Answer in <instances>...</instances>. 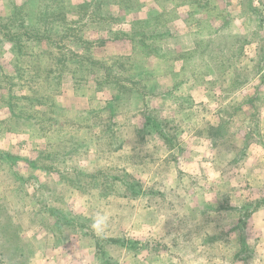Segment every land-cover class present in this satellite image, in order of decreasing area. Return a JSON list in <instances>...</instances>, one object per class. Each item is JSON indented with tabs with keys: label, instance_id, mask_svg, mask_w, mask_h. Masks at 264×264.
<instances>
[{
	"label": "rangeland",
	"instance_id": "obj_1",
	"mask_svg": "<svg viewBox=\"0 0 264 264\" xmlns=\"http://www.w3.org/2000/svg\"><path fill=\"white\" fill-rule=\"evenodd\" d=\"M263 200L264 0H0V264H264Z\"/></svg>",
	"mask_w": 264,
	"mask_h": 264
},
{
	"label": "clouds",
	"instance_id": "obj_2",
	"mask_svg": "<svg viewBox=\"0 0 264 264\" xmlns=\"http://www.w3.org/2000/svg\"><path fill=\"white\" fill-rule=\"evenodd\" d=\"M178 255L181 257V264H217L215 259L210 258L207 251L196 249L194 245L182 247L178 250Z\"/></svg>",
	"mask_w": 264,
	"mask_h": 264
},
{
	"label": "crops",
	"instance_id": "obj_3",
	"mask_svg": "<svg viewBox=\"0 0 264 264\" xmlns=\"http://www.w3.org/2000/svg\"><path fill=\"white\" fill-rule=\"evenodd\" d=\"M164 139H166L165 137H164ZM264 201V200H263ZM262 200H256L255 202H254V206H255V209L257 210L260 206H262ZM256 210L253 212V213H255L256 212Z\"/></svg>",
	"mask_w": 264,
	"mask_h": 264
},
{
	"label": "trees",
	"instance_id": "obj_4",
	"mask_svg": "<svg viewBox=\"0 0 264 264\" xmlns=\"http://www.w3.org/2000/svg\"><path fill=\"white\" fill-rule=\"evenodd\" d=\"M160 133V132H159ZM164 137H166V136H164Z\"/></svg>",
	"mask_w": 264,
	"mask_h": 264
}]
</instances>
